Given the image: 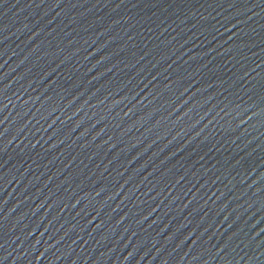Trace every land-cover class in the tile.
Listing matches in <instances>:
<instances>
[{"label":"water","instance_id":"95a60500","mask_svg":"<svg viewBox=\"0 0 264 264\" xmlns=\"http://www.w3.org/2000/svg\"><path fill=\"white\" fill-rule=\"evenodd\" d=\"M0 264H264V0H0Z\"/></svg>","mask_w":264,"mask_h":264}]
</instances>
